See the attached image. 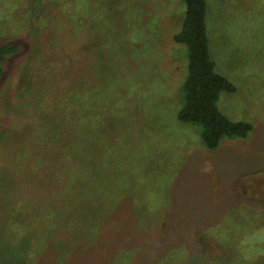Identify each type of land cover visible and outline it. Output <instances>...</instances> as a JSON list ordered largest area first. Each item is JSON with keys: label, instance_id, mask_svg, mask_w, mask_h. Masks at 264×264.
<instances>
[{"label": "rangeland", "instance_id": "374dc122", "mask_svg": "<svg viewBox=\"0 0 264 264\" xmlns=\"http://www.w3.org/2000/svg\"><path fill=\"white\" fill-rule=\"evenodd\" d=\"M206 5L236 87L218 105L254 126L214 150L177 119L180 0H0V38L19 46L0 78V264H264V0ZM74 77L89 177L53 187Z\"/></svg>", "mask_w": 264, "mask_h": 264}, {"label": "trees", "instance_id": "16d2710c", "mask_svg": "<svg viewBox=\"0 0 264 264\" xmlns=\"http://www.w3.org/2000/svg\"><path fill=\"white\" fill-rule=\"evenodd\" d=\"M180 1L184 6V14L182 24L173 39L185 49L186 74L182 83V105L177 112V119L181 123L198 125L205 147L214 150L225 138H246L254 130V126L248 120L231 119L218 105L220 94L235 92L236 87L217 71L215 60L210 53L206 0ZM18 51L17 44L0 38V78L4 75L6 60ZM85 84H88L85 80L80 81L74 77L71 84L70 107L76 109L77 113L70 116L72 120L70 126L62 125V128H65L64 134L57 133L58 128L52 131V143L55 148L50 157L57 158L60 164L58 179L51 182L53 187L56 184L62 188L73 180H88L89 177L91 157L89 145L85 142L89 139L85 123L87 126L91 112L88 100L80 101L82 96L87 99ZM62 105L64 107L62 112L66 114V105L69 104ZM44 187L52 190L48 186Z\"/></svg>", "mask_w": 264, "mask_h": 264}]
</instances>
